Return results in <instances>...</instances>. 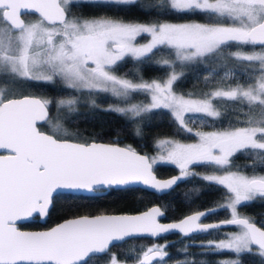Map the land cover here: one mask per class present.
<instances>
[{
  "label": "snow or ice",
  "instance_id": "1",
  "mask_svg": "<svg viewBox=\"0 0 264 264\" xmlns=\"http://www.w3.org/2000/svg\"><path fill=\"white\" fill-rule=\"evenodd\" d=\"M84 8L135 11L145 19L104 11L91 16L74 12ZM30 15L39 18L26 20ZM194 15H203L205 22L169 19ZM145 37L148 41L140 43L138 38ZM233 46L238 50L225 58L245 65V72L258 65L259 74L252 82L217 88L203 98H186L173 90L183 75L175 71L177 61L220 57ZM244 46H251L252 51H241ZM161 47L173 50L175 57L157 61L173 69L166 80L145 81L138 75L132 80L114 74L125 57L143 64ZM57 82L72 89L110 92L125 106L108 110L137 123L135 118L152 109H169L188 133H193L188 125L194 118L221 119V109L229 104L247 107L246 119L241 127L229 121L222 131H196L197 143L161 139L156 147L163 154L142 155L130 145L84 140L69 131L65 123L77 99L51 100L22 91L26 83ZM140 92L151 95V104L131 103L132 94ZM186 114L192 115L186 120ZM140 133L137 127L136 134ZM0 150V264H92L93 258L101 256H107L108 264H125L111 251L125 237H158L173 230L184 235L210 233L225 225H236L239 231L202 247L237 257L220 264H241L243 255L257 256L264 264V223L258 225L238 212V206L264 200V174L233 171L237 166L231 159L248 151L254 156L253 172L256 167L264 169V0H0ZM158 161L177 165L180 175L157 179L153 166ZM193 164L214 166L215 171L201 178L226 189L227 201L219 208L167 224L160 222L166 213L152 207L138 215H78L46 231H23L20 226L34 216L49 217L56 210L57 198L65 194L100 193L136 184L166 192L184 178L200 175L189 170ZM219 210H230L231 218L201 222ZM167 247L152 245L141 250L136 264H159L169 256Z\"/></svg>",
  "mask_w": 264,
  "mask_h": 264
},
{
  "label": "trees",
  "instance_id": "2",
  "mask_svg": "<svg viewBox=\"0 0 264 264\" xmlns=\"http://www.w3.org/2000/svg\"><path fill=\"white\" fill-rule=\"evenodd\" d=\"M101 11L108 15H119L127 19L144 20L138 12H118L117 10H98V9H74L77 15H99ZM35 16V15H31ZM172 22L196 20L205 22L203 15L180 17H169ZM256 49H259L258 47ZM233 46L225 50V54L220 57H208L200 60L177 64L180 65L179 73H183L178 81L173 85L174 89L182 94L196 93L202 95L208 90L235 85V83L246 84L252 82V78L259 74L258 65L244 71L245 65H241L234 59L225 58L228 52L237 51ZM241 51H251V46H244ZM174 57L171 49L161 47L155 51L153 59L146 63L139 64L131 57H125L115 66V74L120 77L135 80L136 76L143 77L144 80L161 79L172 72L170 66L157 64L161 59H172ZM234 74L233 78H227L226 73ZM25 93L36 94L44 98L56 100L59 97L78 96L79 104L76 110L70 113L71 119L65 123L69 131L75 133L84 140L94 139L111 141L120 145L131 146L134 149L150 154L154 149V141L160 137H173L182 141H193L196 139L195 131L204 130H224L229 127V121L233 126H244L243 121L246 119L244 113L247 107L241 108L236 104H229L227 108H222L224 115L221 119L208 117H196L189 123L193 128V133L181 130L178 122L168 109L156 108L149 112L143 113L141 117L135 118L134 122L129 116H124L115 111H109L105 106L115 102L116 99L104 93H98L94 96L95 104L87 103L88 93L78 91L57 83H42L38 86H24ZM90 94V93H89ZM91 96V95H90ZM147 94L144 92L133 93L131 101L145 102ZM85 101V102H84ZM216 103V101H213ZM50 113L56 115L55 109L50 107ZM192 114H186V120ZM237 116L239 122H237ZM41 126V125H40ZM137 127L140 128V135L136 134ZM45 131L48 129L45 127ZM237 166L233 171L240 170L247 175L264 174V169L256 167L253 172L252 163L254 156L248 151L238 152L232 158ZM191 172L200 175H192L179 181L172 189L166 193L156 194L143 188L131 186L128 188H110L102 194L82 195V194H65L55 201L56 210L41 223L38 220H30L20 224L25 228H45L52 224L71 216L79 214H94L101 212H137L147 208L152 204H159L166 215L165 220H174L195 210L215 207L224 204L229 195L223 186L210 184L204 181L202 174L212 173L215 171L214 166L206 164L190 165ZM154 170L158 176H167L177 173L176 166L168 163H158L154 165ZM240 215L252 218L257 224L264 223V200L259 198L251 202L248 206H238ZM230 210H219L218 214L208 216L207 220H219L228 218ZM237 226L221 227L210 233H198L190 237L181 236L172 233L165 235L156 241L147 237H131L116 243L117 246L111 247V251L122 259L125 264H131L136 261L135 257L141 250L154 245L155 242L161 245H168L166 251L169 253L159 262V264H191L193 260L196 264H220L225 258L235 257L230 252L224 251L219 253H210L196 243L203 240L217 239L225 235L226 230L235 229ZM194 241V242H193ZM241 264H260V258L254 255H243L239 257ZM92 264H108L107 256L93 258Z\"/></svg>",
  "mask_w": 264,
  "mask_h": 264
},
{
  "label": "rangeland",
  "instance_id": "3",
  "mask_svg": "<svg viewBox=\"0 0 264 264\" xmlns=\"http://www.w3.org/2000/svg\"><path fill=\"white\" fill-rule=\"evenodd\" d=\"M39 17H28L26 20H31V21H36L37 19H38ZM191 21H196V20H190V21H181V22H191ZM180 22V21H179ZM198 22H200V21H198ZM139 39V42L140 43H146L147 41H148V37H145V38H143V39H140V38H138ZM257 51L259 50V49H256ZM252 51V50H251ZM172 52H173V50H172ZM246 52V51H245ZM247 52H250V51H247ZM164 59H166V58H164ZM173 59H175V57H173L172 59H169V60H173ZM177 64H181L180 62H178L177 61ZM177 64H176V68L175 69H178L179 67H180V65H178L177 66ZM172 69V68H171ZM173 70V69H172ZM115 74V73H114ZM115 75H117V74H115ZM117 76H119V75H117ZM169 76V74L166 76V77H164V78H161V79H152V80H159V81H164V80H166L167 79V77ZM120 77V76H119ZM124 78V77H123ZM128 79V78H127ZM146 81V80H145ZM147 81H151V80H147ZM62 83V85H64V86H66V84L65 83H63V82H61ZM219 88H221V87H219ZM223 88H226V87H223ZM215 89H217V88H214V89H211V90H208L207 92H205V93H210V92H212V91H214ZM76 90H78V91H84L85 93H88V95H89V97H91V99H89V98H87V100H86V102L87 103H91L92 104V100H94V96L95 95H97L98 93H104V94H107V95H110V96H112V94L110 93V92H98V91H95V90H89V89H87V88H82V89H76ZM173 90L174 91H176L175 89H174V87H173ZM22 91L25 93V91H26V89H24V87L22 88ZM178 94H182L181 92H178V91H176ZM90 93V94H89ZM205 93H203L202 95H200V94H196V93H190V94H183L186 98L189 96V95H191V97L192 98H203L204 97V94ZM147 94V99H146V101L145 102H142V101H138V100H136V101H131V103H135V104H141V105H149V104H151V95L149 94V93H146ZM91 95V96H90ZM133 95V94H132ZM113 97V96H112ZM115 99H116V101L115 102H112V103H109V104H107L105 107L106 108H108L109 109V107L110 106H120V107H123V106H125L124 104H122V103H120L119 101H118V99L116 98V97H114ZM58 99H72L71 97H59V98H57L56 100H58ZM85 102V101H84ZM77 104H79V97L77 96ZM76 104V105H77ZM76 105H75V110H76ZM169 110V109H168ZM170 111V110H169ZM171 112V111H170ZM41 129H44V128H41ZM212 131H222V130H204V131H202V130H200V132H212ZM196 132V131H195ZM161 139H170V140H173V141H177V142H180V143H185V144H191V143H197L198 142V137H196V139L195 140H193V141H182V140H178V139H175V138H173V137H160V138H157L155 141H154V149H153V152H151L150 154H148L149 156H159V155H161V154H163V153H161L160 152V150L159 149H157V147H156V143H157V141H159V140H161ZM158 163H166V162H157L156 164H158ZM168 164H172V163H168ZM172 165H174V164H172ZM174 166H176V168H177V173H178V175H180V169H179V167L177 166V165H174ZM189 170L190 171H192V169L190 168V166H189ZM206 174H211V173H205V174H202V176L203 175H206ZM218 174H222V172L221 173H218ZM245 174V173H244ZM247 175V174H246ZM226 203V202H225ZM239 212V211H238ZM239 214H241V213H239ZM231 216V215H230ZM239 231V227L237 226L235 229H232V230H226V232H225V235L223 236V237H221V238H217V239H210V240H203L202 242L201 241H199L198 243H201L200 245H207V243L209 242V241H215V242H219L220 240H225V239H227V237H228V235H230V234H232V233H235V232H238ZM154 245H161V244H154ZM234 259H237V257H232V258H225V259H223V261L224 260H234Z\"/></svg>",
  "mask_w": 264,
  "mask_h": 264
},
{
  "label": "water",
  "instance_id": "4",
  "mask_svg": "<svg viewBox=\"0 0 264 264\" xmlns=\"http://www.w3.org/2000/svg\"><path fill=\"white\" fill-rule=\"evenodd\" d=\"M29 95L39 96V95H36V94H29ZM39 97H40V96H39ZM41 123H42V122H41ZM38 126H39V124H38ZM41 130H42V129H41ZM43 131H45V130H43ZM96 141H97V142H100V143H115V142H111V141H103V140H96ZM115 144H117L119 147H126V145H120V144H118V143H115ZM0 151H2V150H0ZM137 151H138V150H137ZM138 152H139L140 154H142V155H148V154H146V153H144V152H140V151H138ZM153 170H154V167H153ZM154 174L156 175L157 179H160V180H167V179H170V178H172V177L178 176V174H176V173H173V174H170V175H167V176H158V175L156 174L155 170H154ZM178 183H179V182H178ZM133 186H136V187H139V188L146 189V190L151 191V192H154V193H156V194H162V193H166V192L169 191V190H167L166 192H157V191H155V190H153V189H151V188H149V187H147V186H145V185H143V184H136V185H133ZM174 186H175V185H174ZM174 186H173V187H174ZM130 187H131V186H130ZM113 188H116V187H113ZM107 190H108V189H106L104 192H100V193L80 192V193H74V194H82V195L102 194V193H105ZM152 207H160V205L157 204V203H155V204H152V205L148 206L147 208H145V209H143V210H140V211H137V212H101V213H94V214H79V215H138V214H140V213H142V212H146V211H148V210L151 209ZM160 208H161V207H160ZM211 208H215V207H209V208H203V209L195 210V211H193V212H190V213H188V214H185V215H183L182 217L177 218V219H174V220H165L164 217H161V218H160V222H161V223H165V224H167V223L179 222V220H181V219H183V218H185V217H187V216H189V215H193V214H195V213H197V212H201V211H207L208 209H211ZM161 209H162V208H161ZM162 211H164V210L162 209ZM76 216H78V215H76ZM241 216H243V215H241ZM72 217H74V216L67 217V218H64V219H68V218H72ZM46 218H47V217H46ZM46 218H39V217H35V216H34V217L31 218V219H28V220H26V221H22V222H20V224L25 223V222L30 221V220H35V219L38 220L39 222L43 223V222H45ZM230 218H231V217L223 218V219H219V220H209V221H203V219H202L201 222H202V223H219V222H221V221H224V220H227V219H230ZM64 219H62V220H60V221H58V222L52 224V225L49 226V227H45V228H25V227H21V228H22L23 231H30V232L46 231V230H48V229L54 227L56 224L61 223ZM258 225H259V224H258ZM227 226H233V225H225V226H223V227H227ZM171 233H177V234L184 235L183 233L179 232V230H173V231H170V232H168V233L161 234V235L158 236V237H152V236H148V235H146V234L133 235V236H131V237L159 238V237H163V236H165V235L171 234ZM193 234H198V233H192V234L184 235V236H191V235H193ZM131 237H125V239L131 238ZM125 239H124V240H125ZM122 241H123V240H122ZM118 242H121V241H117L116 243H118ZM131 264H136V261L132 262Z\"/></svg>",
  "mask_w": 264,
  "mask_h": 264
},
{
  "label": "flooded vegetation",
  "instance_id": "5",
  "mask_svg": "<svg viewBox=\"0 0 264 264\" xmlns=\"http://www.w3.org/2000/svg\"><path fill=\"white\" fill-rule=\"evenodd\" d=\"M28 17H38L37 15H35V16H27V17H25L26 19L28 18ZM120 62V61H119ZM177 73H179L178 71H176ZM25 94H31V93H25ZM41 97V96H40ZM71 98H75V99H77V96L75 97V96H70ZM44 98V97H43ZM47 99H50V98H47ZM203 221H209V220H207V219H203ZM172 234V233H171ZM170 234H168L167 236H169ZM179 235H181V234H179ZM194 235V234H193ZM181 236H184V235H181ZM185 237H190V236H185ZM148 238V237H147ZM159 238H161V237H159ZM159 238H151V239H153V240H157V239H159ZM194 242V241H193ZM196 243H198L197 241H196ZM155 244H158V243H156L155 242ZM164 245V244H163ZM152 246V245H151Z\"/></svg>",
  "mask_w": 264,
  "mask_h": 264
}]
</instances>
